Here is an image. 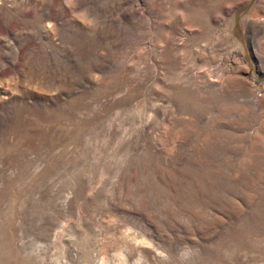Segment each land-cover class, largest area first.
<instances>
[{
    "label": "rangeland",
    "instance_id": "374dc122",
    "mask_svg": "<svg viewBox=\"0 0 264 264\" xmlns=\"http://www.w3.org/2000/svg\"><path fill=\"white\" fill-rule=\"evenodd\" d=\"M0 264H264V0H0Z\"/></svg>",
    "mask_w": 264,
    "mask_h": 264
}]
</instances>
